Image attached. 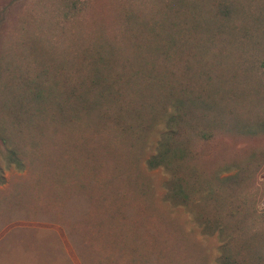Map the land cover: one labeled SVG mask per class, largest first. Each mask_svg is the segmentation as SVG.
Wrapping results in <instances>:
<instances>
[{
  "label": "rangeland",
  "instance_id": "obj_1",
  "mask_svg": "<svg viewBox=\"0 0 264 264\" xmlns=\"http://www.w3.org/2000/svg\"><path fill=\"white\" fill-rule=\"evenodd\" d=\"M162 3L0 0V264H219L217 237L203 234L183 207L164 199V172L146 165L162 120L142 135L118 123L114 111L104 115L105 105L71 113L67 104L64 118L54 112L56 93L66 92L61 69L73 81L79 69L88 82L96 67L100 85L89 97L107 80L114 90L134 88L136 32L159 17ZM173 7V15L196 20L205 31L202 50L210 37L205 44L209 55L217 54L214 69L227 80L237 74L235 83L223 84L237 96L231 107L244 117H264V0H189ZM190 44L191 37L177 49L188 52ZM93 55L110 62L107 71L87 62ZM14 71L41 87L52 84L54 96L41 116L11 118L7 107L23 93ZM24 103L34 110L40 105L30 96ZM210 137L194 144L210 178L264 151V130ZM6 149L14 150L22 169L6 164ZM253 184L264 212V165Z\"/></svg>",
  "mask_w": 264,
  "mask_h": 264
},
{
  "label": "trees",
  "instance_id": "obj_2",
  "mask_svg": "<svg viewBox=\"0 0 264 264\" xmlns=\"http://www.w3.org/2000/svg\"><path fill=\"white\" fill-rule=\"evenodd\" d=\"M162 1L159 17L151 19L150 23L142 22L136 32L139 41L135 44L138 52L134 60L139 65L130 74L134 88L114 90L113 83L107 80L96 97H89L100 85L97 79L100 71L91 67L93 73L87 82L84 76L80 77L79 69L74 71V81L61 69L66 92L56 93L58 108L54 112L64 118L61 108H67V104L72 105L71 113L105 105L104 115L114 111L118 123L133 131L139 129L142 135L162 120L163 129L146 165L164 172V199L173 206L183 207L203 234L217 237L219 264H264V212L256 205L259 188L253 187L256 172L264 165V151H256L241 164L231 163L210 178L199 166L200 155L194 150L197 139L209 140L215 131L255 133L257 129L264 130V117L259 114L254 118L244 117L231 107L230 102L237 96L231 87L224 88L223 84L235 83L237 74H231L227 80L221 71L214 69L217 54L206 52L205 43L210 37L205 39L204 36L205 49L202 50L199 43L205 31L196 20L186 23L177 17L173 5L187 4L189 0ZM189 37L192 38L189 51L177 49L186 44ZM193 48L195 51H191ZM172 55L174 61H170ZM141 61L147 63L140 64ZM87 62L101 64L104 71L110 64L101 63L97 55ZM170 62L174 63L173 67L168 66ZM59 64L64 67L61 61ZM14 72L16 90L23 93H17L7 107L11 118L19 121L23 115L27 116L25 120L33 114L41 116V107L47 106L54 96L52 84L41 87L40 81H31L22 71ZM20 83L23 87L19 88ZM43 92L49 96L47 99ZM28 96L34 104L40 103L37 109L26 107L24 101ZM2 155L6 164L23 168L14 150L6 149ZM231 168L235 171L228 172ZM2 180L0 169V182Z\"/></svg>",
  "mask_w": 264,
  "mask_h": 264
}]
</instances>
